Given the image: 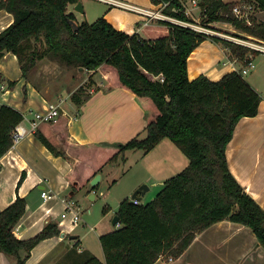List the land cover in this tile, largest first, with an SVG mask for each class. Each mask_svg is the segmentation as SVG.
<instances>
[{
  "label": "trees",
  "instance_id": "1",
  "mask_svg": "<svg viewBox=\"0 0 264 264\" xmlns=\"http://www.w3.org/2000/svg\"><path fill=\"white\" fill-rule=\"evenodd\" d=\"M78 1L0 0V8L14 14L13 22L0 31V59L8 51L15 52L25 77L37 60L48 54L78 69L84 66L104 72L109 87L128 88L143 105L147 133L125 142L72 143L68 141V121L61 110L57 121L39 125L35 131L38 139L56 155L79 158L68 174L72 182L79 183L76 191L108 163L126 161L128 150L142 149L147 153L166 136L188 155L190 164L167 178L153 200L136 203L127 197L121 201L116 214L122 226L100 236L104 259L83 253V259L70 264H154L165 253L180 256L198 232L226 218L251 227L264 245V207L234 176L226 154L238 121L243 116L256 115L263 96L240 70L218 80L205 74L190 79L188 74L190 54L208 37L225 44L245 65L252 62L249 52L255 56L261 51L165 20L144 25V35L118 29L105 16L80 22L68 9L69 4ZM153 1H166L165 12L194 21L186 14L184 0ZM258 2L264 9V0ZM199 5L205 23L230 22L264 39V19L245 22L233 12V2L200 0ZM71 19L78 21L77 30ZM33 39L46 46L34 45ZM16 83L8 80L9 87ZM93 84L92 81L87 86ZM87 86L72 93L76 104L83 103L82 92ZM24 117L17 107L0 104V159L15 144L14 132ZM24 177L25 172L19 184ZM26 209L27 198L18 195L0 210V251L10 255L14 264H28L32 249L40 241L62 233L56 222H49L35 236L19 238L14 228Z\"/></svg>",
  "mask_w": 264,
  "mask_h": 264
},
{
  "label": "crops",
  "instance_id": "2",
  "mask_svg": "<svg viewBox=\"0 0 264 264\" xmlns=\"http://www.w3.org/2000/svg\"><path fill=\"white\" fill-rule=\"evenodd\" d=\"M127 1L148 9H159L162 6L161 3H155L153 0ZM184 1L189 15L198 20L200 16L196 17L192 14L189 0ZM193 2L195 3V0ZM71 4L68 6L69 11H72ZM101 16H105L118 29L128 33L139 32L143 35L144 25L162 22L157 19L147 22L141 13L113 4L108 5ZM13 20L12 12L0 8V31L9 26ZM248 57H252L253 62L252 65L245 66L244 61L234 56L225 44L208 37L190 54L188 74L190 79L205 74L210 79L218 80L228 72L240 70L262 94L263 99L259 104L258 113L253 116H243L238 121L226 154L234 176L264 207V83L254 76L255 70H251L252 77L245 76L255 65L253 58L255 56L248 53ZM0 71L3 74V79L0 81V104L8 103L20 109L25 116L20 125L27 129V133L15 141L0 159V210L13 203L18 195L26 197V213L14 228L16 236L22 239L31 238L42 231L49 222H56L62 231L60 235L40 241L32 249L27 263L70 264L75 260L78 262L83 259V253L94 254L104 259L102 244L98 249L93 248L84 243V237L80 233H74L80 223L82 206L80 201H72L79 183L72 182L68 174L79 158L69 154L66 156L54 154L38 139L35 130H31V119L35 112L45 110L48 102L52 100L47 95L48 90L40 87L30 77L23 76L19 57L13 51L6 52L0 59ZM90 75H93L91 78L95 82L92 86H87L88 91L83 96L84 101L81 105L72 101L73 104L68 109L63 106L64 101L59 102L62 116L68 121V141L77 144L115 143L128 141L137 135L145 136L147 133L145 108L135 94L126 87H109L107 75L100 70L90 71ZM8 80H16L17 83L12 88L9 87ZM82 85L86 86L85 82H81L78 86ZM87 94L90 95L86 98ZM140 150L138 160L146 169L142 180L156 179L164 182L190 164L188 155L168 136L162 138L149 152L144 153L142 149ZM131 151L134 149L127 151L126 160ZM121 162L108 163L103 170H113ZM23 172L25 177L19 184ZM100 173L103 179L104 174ZM85 188L90 193V198L94 199L95 193H92L94 186L89 182ZM44 189H49L52 196L43 197ZM72 191L74 195L71 196ZM68 201L73 204V211L67 208ZM104 209L106 213L109 207L107 211ZM59 210H61L60 220L53 221L55 220L53 215ZM75 212L80 216L77 223L73 222ZM63 213L67 215L64 217ZM121 226L122 223H117V228ZM91 229L96 228L91 226ZM109 231L111 230L100 233L99 238ZM63 232L65 235H62ZM72 234L77 237L71 238ZM0 264H14V259L0 251ZM154 264H264V245L251 227L226 218L198 232L180 256L174 257L165 253Z\"/></svg>",
  "mask_w": 264,
  "mask_h": 264
},
{
  "label": "rangeland",
  "instance_id": "3",
  "mask_svg": "<svg viewBox=\"0 0 264 264\" xmlns=\"http://www.w3.org/2000/svg\"><path fill=\"white\" fill-rule=\"evenodd\" d=\"M80 1V0H79ZM83 3L84 11L75 10L76 3L71 4L70 9L77 15V19L80 22L88 21L93 22L99 16L103 15V11L111 4L103 0H81ZM233 2V6L241 5L243 8V14H248V17L244 18V21L251 24L255 20L264 19V9L259 5L258 0H225ZM199 2V0H198ZM199 5V4H198ZM196 5L193 0H189V7L192 14L199 17L198 22L205 24L202 13V8ZM234 12V11H233ZM250 21V22H249ZM210 27L218 30L224 36L229 35L237 40L240 37H248L251 41L256 40L259 43L264 44V39L253 38L251 35L242 29L237 28L230 22L222 20H216L210 24ZM236 35V36H235ZM256 37V36H255ZM251 41H248L249 43ZM34 45L40 48L46 46L41 40H32ZM255 65L246 74V77H252V71L255 70L254 76H257L261 83H264V52H260L255 55ZM90 71L85 70L83 73L79 72L76 65H70L57 56L51 54L38 59L36 65L31 69L28 77L33 79L40 87L47 89V95L51 97V101L59 103L63 102L65 108L70 109L72 106V93L76 91L81 82H85V85H89L92 81L95 82L90 75ZM89 75V76H87ZM86 78V79H85ZM88 89L82 92L85 96ZM71 95V96H70ZM65 99V100H63ZM140 149H134L129 152V158L126 161H122L120 165H117L113 170L101 172L104 174V178L100 180L92 193H95V198H90V193L87 192L85 186L80 187L77 193L72 197V201H80V223L74 233H80L84 237V243L89 244L91 247L98 249L101 247L99 234L108 229L112 230L117 228V224L113 222V218L119 209L120 203L123 199L129 197L132 198L133 193L141 187L143 184H148L150 189L143 195V202H149L153 200L158 192L163 187V182L156 179H149V181L142 180L146 169L143 164L138 160ZM141 154V153H140ZM91 183V181H90ZM142 194V193H140ZM109 207V210L104 213L103 209ZM53 221H59L61 218V210L53 215ZM91 226H95V230L91 229ZM71 234V233H70Z\"/></svg>",
  "mask_w": 264,
  "mask_h": 264
},
{
  "label": "built area",
  "instance_id": "4",
  "mask_svg": "<svg viewBox=\"0 0 264 264\" xmlns=\"http://www.w3.org/2000/svg\"><path fill=\"white\" fill-rule=\"evenodd\" d=\"M109 4H113V5H118L127 9H131L134 11H137L139 13H141L145 18L146 21H150L151 19H157V20H165V21H169L175 24H180L182 26H186V27H190L196 31L199 32H204L206 34L209 35H217V36H221L227 39H230L232 41H235L237 43L249 46L250 48L253 49H257L260 50L261 52H264V44L257 42L256 40L251 41L250 38L248 37H240L239 40L232 38L230 35L228 36H224L223 34H221V32H219L218 30L210 27V24L212 23H205V24H201L198 22V20L194 21H190V20H186V19H182L179 17H176L170 13L165 12V7L168 5V2L163 1L161 2L162 6L159 9H148L142 6H139L137 4L131 3L127 0H103ZM198 0H195V4H198ZM233 11L234 13L242 20H244V18L248 17V14H243V8L241 5H236L233 7ZM186 14L189 15V11H187L186 9ZM250 22V21H249ZM236 36V35H235ZM251 36V35H249ZM255 39H258L257 37H253ZM248 41H251L250 43ZM251 53V52H249ZM252 54V53H251ZM253 62V59H252ZM252 62L249 65H245V66H250L252 65ZM61 104L60 103H56L53 101H49L47 104V107L45 108V110H38L35 112L34 117L31 119V130H37V128L39 127V125L44 122V121H57L59 116H60V112H61ZM27 133V129L23 126V125H18L15 132H14V137H15V141H18L21 137H23L25 134ZM0 168H1V164H0ZM42 195L45 198L51 197L52 194L50 193L49 189H44L42 191ZM134 202L138 203L140 200L138 199H133ZM69 202V201H68ZM73 204H71L70 202L68 203L67 208L72 210L73 208ZM73 211V210H72ZM67 215V213H63V216L65 217ZM79 213L75 212L74 213V218H73V222L77 223L78 219H79Z\"/></svg>",
  "mask_w": 264,
  "mask_h": 264
},
{
  "label": "water",
  "instance_id": "5",
  "mask_svg": "<svg viewBox=\"0 0 264 264\" xmlns=\"http://www.w3.org/2000/svg\"><path fill=\"white\" fill-rule=\"evenodd\" d=\"M75 10H78V11H81L83 12L84 11V7H83V3L82 1H78L75 5ZM71 24L73 25L74 29L77 30L78 29V26H79V23L77 20L75 19H71ZM86 70V68L84 66H80L79 67V71L81 73H83L84 71ZM101 177H102V174L101 173H98L96 174V176H94L91 180V184L92 186H97V184L100 182L101 180ZM76 185H78V183H76ZM150 189V186L148 184H143L141 185L140 188H138L132 195V199H138V200H142V196ZM142 193V194H140ZM74 195V191L71 192V196ZM120 221V216L118 214H116L113 218V222L115 224L119 223ZM62 235H65V233L63 232ZM71 238H76L77 236L75 234H72L70 235Z\"/></svg>",
  "mask_w": 264,
  "mask_h": 264
}]
</instances>
